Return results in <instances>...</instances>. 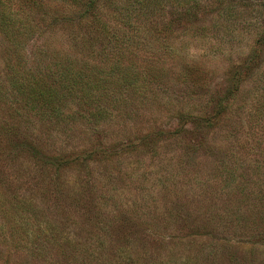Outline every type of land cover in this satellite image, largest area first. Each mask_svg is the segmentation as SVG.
I'll use <instances>...</instances> for the list:
<instances>
[{
	"label": "rangeland",
	"instance_id": "1",
	"mask_svg": "<svg viewBox=\"0 0 264 264\" xmlns=\"http://www.w3.org/2000/svg\"><path fill=\"white\" fill-rule=\"evenodd\" d=\"M199 1V19L165 10L178 32L168 43L139 36L148 44L125 65H151L156 78L145 77L143 94H123L127 107L107 122L13 114L6 82L19 56L0 27V256L5 250L11 264H264V0ZM31 18L35 30L19 50L37 59L46 42L61 45L62 30L47 28L39 12ZM253 48L263 63L249 75L240 67ZM218 100L224 109L210 117ZM7 120L14 128H1ZM22 141L52 160L9 151ZM93 147L92 160L55 163Z\"/></svg>",
	"mask_w": 264,
	"mask_h": 264
},
{
	"label": "trees",
	"instance_id": "2",
	"mask_svg": "<svg viewBox=\"0 0 264 264\" xmlns=\"http://www.w3.org/2000/svg\"><path fill=\"white\" fill-rule=\"evenodd\" d=\"M51 1L56 2L55 7L50 6ZM199 3V0H123L119 3L114 0H25L18 8H13L15 4L10 0H0V27L3 31L8 30L7 37L19 56L9 62L10 74L6 82V88L13 96L7 102L17 104L16 113L13 114L21 116L22 111V114L30 111L41 119L72 123L82 118L91 123L111 120V114L122 113V106L127 107L122 99L123 94L129 97H134L137 92L143 94L147 89L139 88H147L150 84L145 77L152 75L156 78L150 73L153 69L151 65L144 66L150 74H140L144 67L136 64L134 59L125 65L134 50H141V44H148L139 36L150 34L154 40L168 43L178 32L171 27L170 20H165V10L173 8L199 19L195 7ZM27 9L32 11L27 14ZM37 12L42 15L47 28H61L62 38L59 42H63L58 46L46 42L42 47L46 50L41 51L37 59H30L28 50L19 49H24V39L28 37L26 33L30 35L35 30L36 24H33L31 15ZM20 13H25L28 18L26 22L18 18ZM203 27L205 25L198 28ZM22 28L26 29L24 35ZM183 31L180 30L182 33ZM169 45L171 47L170 43ZM256 48H253L248 64L240 67L246 68L249 75L263 63V60L255 63L260 56ZM240 69L231 72L226 87L228 95L238 89L239 75L242 74ZM130 102L132 100L129 99ZM213 104L215 114L210 117L216 118L221 115L224 105L222 100ZM8 107L13 108L12 104ZM260 111L263 110L260 108ZM14 125V121L7 120L1 124V128L9 130ZM8 139L11 140L10 135ZM131 143L132 140L127 142L129 146H132ZM27 144L24 141L17 146L13 144L9 151L15 153L18 147L21 153L30 152L36 157L52 160L49 156H43L30 142L29 148ZM95 147L85 154L60 158L61 163L58 160L55 163L64 165L92 160L95 158L94 154L99 155ZM3 234L1 231L0 235ZM4 242L8 247L5 245L6 250L12 253L11 250L15 248L13 244ZM4 252L0 256V264H11L12 259L6 257L7 253L5 250Z\"/></svg>",
	"mask_w": 264,
	"mask_h": 264
}]
</instances>
